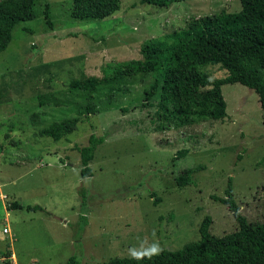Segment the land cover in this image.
<instances>
[{"label": "rangeland", "instance_id": "374dc122", "mask_svg": "<svg viewBox=\"0 0 264 264\" xmlns=\"http://www.w3.org/2000/svg\"><path fill=\"white\" fill-rule=\"evenodd\" d=\"M73 1L34 0L35 17L15 25L0 53V264H62L70 256L98 264L143 253L154 241L178 250L199 239L206 216L210 233L222 236L237 229L213 198L225 196L228 182L241 214L263 223L264 110L254 90L225 84L224 118L176 125L158 96L140 107L150 73L118 74L142 58L146 41L237 13L240 1L158 7L120 0L110 16L97 18H74ZM201 71L226 74L218 65ZM82 76L101 83L71 89ZM66 117L79 121L61 139L39 132ZM90 134L106 138L88 164L91 175L82 177L77 148ZM198 165L192 182L177 186L181 171Z\"/></svg>", "mask_w": 264, "mask_h": 264}, {"label": "trees", "instance_id": "16d2710c", "mask_svg": "<svg viewBox=\"0 0 264 264\" xmlns=\"http://www.w3.org/2000/svg\"><path fill=\"white\" fill-rule=\"evenodd\" d=\"M120 0H74L71 15L74 18L110 16ZM186 0H140L158 7ZM237 13L222 12L203 17L186 28L150 39L140 47L141 59L123 64L118 74L133 76L150 73L152 82L143 90L141 108L151 105L154 96L159 108L168 111L176 125H187L197 119H222L226 115L221 87L238 83L257 94L264 110V0H239ZM34 0H0V53L11 40L12 30L21 21L35 17ZM46 6L44 16L50 25ZM205 65H218L226 71L223 77L210 78L201 71ZM101 83L96 76H82L69 82L73 90L93 91ZM168 106H171L168 110ZM87 112L90 107L86 106ZM78 117H66L40 129V133L57 141L73 132ZM105 136L90 134L88 144L78 147L81 176L91 175L88 166L96 147ZM179 157L185 152L179 151ZM203 166L186 167L175 178L177 186L192 182V174ZM224 197L216 200L224 204L237 223V229L222 236L210 233L211 219L206 216L200 223L199 239L178 250L163 249L150 259L114 257L98 264H264V222L249 223L241 214L232 196L228 182ZM156 202V200H154ZM62 264H80L70 256Z\"/></svg>", "mask_w": 264, "mask_h": 264}, {"label": "clouds", "instance_id": "9594fccd", "mask_svg": "<svg viewBox=\"0 0 264 264\" xmlns=\"http://www.w3.org/2000/svg\"><path fill=\"white\" fill-rule=\"evenodd\" d=\"M162 247L158 241H154L148 248L144 249L142 255H134L133 258L135 259H143L145 257L151 258L154 255H158L162 251ZM134 251V250H132Z\"/></svg>", "mask_w": 264, "mask_h": 264}, {"label": "built area", "instance_id": "2783aa9c", "mask_svg": "<svg viewBox=\"0 0 264 264\" xmlns=\"http://www.w3.org/2000/svg\"><path fill=\"white\" fill-rule=\"evenodd\" d=\"M5 230H6V229H5ZM5 230H4V231H5Z\"/></svg>", "mask_w": 264, "mask_h": 264}]
</instances>
